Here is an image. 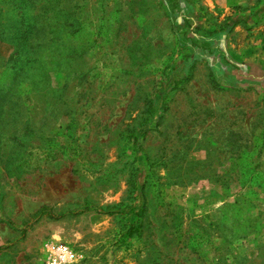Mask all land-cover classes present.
<instances>
[{
    "label": "rangeland",
    "instance_id": "obj_1",
    "mask_svg": "<svg viewBox=\"0 0 264 264\" xmlns=\"http://www.w3.org/2000/svg\"><path fill=\"white\" fill-rule=\"evenodd\" d=\"M241 1L0 0V264H264V0Z\"/></svg>",
    "mask_w": 264,
    "mask_h": 264
},
{
    "label": "trees",
    "instance_id": "obj_2",
    "mask_svg": "<svg viewBox=\"0 0 264 264\" xmlns=\"http://www.w3.org/2000/svg\"><path fill=\"white\" fill-rule=\"evenodd\" d=\"M235 16H236V14L235 13H232L230 15L229 19H233ZM21 28H22V36L23 37L24 36L27 37V35L29 37L30 34H33V37L35 36V34L33 33L32 30L26 31L24 26H21ZM17 55L19 56V54H17ZM169 85L170 84H166L165 85V89L163 88V91H162V93H161L160 96H157V97L149 96V98L147 100L148 107L144 111V113H146V112L148 113L149 112V118L148 119H150V117L154 116L155 114L160 113L159 111L164 107L163 99H164V95L167 94L168 91H169L168 90V86ZM162 117H163V114H160V118H162ZM147 130H148V123L143 124L141 128H138V130L135 129V131L137 132V134L135 136V142L136 143H137V140H139L140 135H143L144 136V134H146ZM133 227H134L133 228L134 230L139 229V227H137V228L135 226H133Z\"/></svg>",
    "mask_w": 264,
    "mask_h": 264
},
{
    "label": "built area",
    "instance_id": "obj_3",
    "mask_svg": "<svg viewBox=\"0 0 264 264\" xmlns=\"http://www.w3.org/2000/svg\"><path fill=\"white\" fill-rule=\"evenodd\" d=\"M79 256L68 244L56 242L47 252L46 264H78Z\"/></svg>",
    "mask_w": 264,
    "mask_h": 264
},
{
    "label": "crops",
    "instance_id": "obj_4",
    "mask_svg": "<svg viewBox=\"0 0 264 264\" xmlns=\"http://www.w3.org/2000/svg\"><path fill=\"white\" fill-rule=\"evenodd\" d=\"M241 0H237V4H240L241 5ZM258 63L257 62H254V61H250V62H248V65L246 66L247 67V71H248V73L246 74L247 76H248V74H250V76L251 75H253V74H256L257 72L258 73H260L261 72V70L258 68ZM263 74V73H262ZM260 76H261V74H260Z\"/></svg>",
    "mask_w": 264,
    "mask_h": 264
}]
</instances>
